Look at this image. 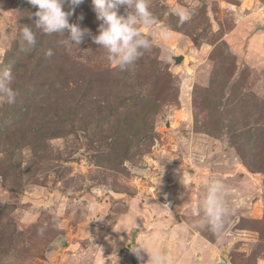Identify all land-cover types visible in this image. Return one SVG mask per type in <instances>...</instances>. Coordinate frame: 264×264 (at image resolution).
Wrapping results in <instances>:
<instances>
[{
    "label": "rangeland",
    "instance_id": "374dc122",
    "mask_svg": "<svg viewBox=\"0 0 264 264\" xmlns=\"http://www.w3.org/2000/svg\"><path fill=\"white\" fill-rule=\"evenodd\" d=\"M71 7L97 34L92 0ZM36 10L0 0L17 92L0 103V264H144L123 252L140 243L173 264H264V0H150L159 25L134 73L90 38L69 53ZM214 177L234 209L220 238L191 227Z\"/></svg>",
    "mask_w": 264,
    "mask_h": 264
},
{
    "label": "clouds",
    "instance_id": "9594fccd",
    "mask_svg": "<svg viewBox=\"0 0 264 264\" xmlns=\"http://www.w3.org/2000/svg\"><path fill=\"white\" fill-rule=\"evenodd\" d=\"M82 0H28L35 7L34 28L44 34H61L65 38L60 41L66 51L72 52L74 48L81 49L80 45L86 38L98 45L106 52V59L110 65L121 72L134 73L137 62L154 47V39L146 34L159 25L158 18L150 10V0H92L96 20L99 21L97 34L93 35L91 29L81 27L79 23H70L69 17L73 15L74 8ZM69 5V10H65ZM172 15L178 17V23L187 22L192 13L183 8H174ZM80 20L83 17H79ZM162 35L168 37V31ZM17 43L21 50L36 43V33L33 27L24 25L18 30ZM47 55L51 56L49 50ZM174 57L166 56L171 62ZM14 74L10 67H0V103L12 105L16 101L17 92L14 88ZM227 187L222 178H210L205 185V194L201 201V215L191 226L197 229H206L217 238L224 235L226 225L234 209L226 199ZM46 228L38 230L43 235ZM132 252L138 260L143 261L142 253L148 259L144 264H173L172 258L165 252L149 250L146 244L140 243L133 247Z\"/></svg>",
    "mask_w": 264,
    "mask_h": 264
},
{
    "label": "water",
    "instance_id": "95a60500",
    "mask_svg": "<svg viewBox=\"0 0 264 264\" xmlns=\"http://www.w3.org/2000/svg\"><path fill=\"white\" fill-rule=\"evenodd\" d=\"M183 59H184L183 55L174 56V60H175L176 64L181 63L183 61ZM123 252L126 253L134 263H136V258L134 256V254L132 253V251L130 250V248L125 247ZM216 264H228V261L226 260V258L224 256L220 255V260L217 261Z\"/></svg>",
    "mask_w": 264,
    "mask_h": 264
}]
</instances>
